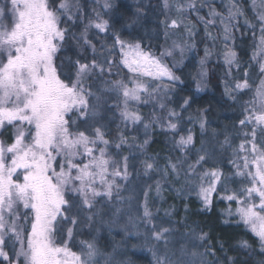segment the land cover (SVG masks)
I'll return each instance as SVG.
<instances>
[{
	"label": "snow or ice",
	"instance_id": "6c2138e0",
	"mask_svg": "<svg viewBox=\"0 0 264 264\" xmlns=\"http://www.w3.org/2000/svg\"><path fill=\"white\" fill-rule=\"evenodd\" d=\"M163 4L166 9L169 8V0H163ZM73 7L70 0H59L55 5H51L49 0H4L3 6H0V129L6 126L13 128L10 144L0 140V264H101V261L103 264H114L111 254L102 253L94 240L80 241L79 253L68 247L67 240L73 237L72 228L66 230L67 240L58 242L57 239L61 232L60 221L70 222L74 226L78 223L76 216L67 214L74 207L87 210L89 215L86 219L91 222L94 216L100 215L98 198L107 202L115 198L123 202L125 198L120 196L121 185L116 180H126L129 175V157L123 156L118 162L108 151L112 144L106 139V126H97V113L89 103L90 97L96 100L99 97L86 86L87 78L94 73L112 74L115 61L111 58H106L103 63L96 59L87 63L76 60L72 62L75 69L73 74L64 71L63 61L59 65L57 63V54L67 40L74 38L69 29L62 26L65 21L72 22L70 13ZM102 7L108 9L111 5L104 0ZM232 7L235 11L230 12V19L234 21L242 13L235 4ZM258 7L261 11L256 17L257 24L264 34V0H259ZM188 8L194 9L195 5L190 3ZM175 9L178 13L185 11L181 3H177ZM211 15L218 14L213 12ZM95 16L96 19L86 26L78 39L95 53L96 46L88 39L87 28H95L104 34L111 33L113 44L111 48L105 46L106 50L109 53L119 52V64L127 68L130 76L127 80L108 81L107 90L119 98L120 103L113 107L120 108L119 114L125 126L142 123L144 118L138 110L130 109V104H140L142 96L153 97L161 91L166 92L167 85L162 87L160 83L165 79L172 83L180 80L161 58L171 57L174 51L183 55L185 48L174 42L172 49H166L158 57L145 51L139 41L123 39L100 13H95ZM6 17L10 19V24L5 23ZM200 19L204 20L203 17ZM204 23L207 27L211 22L204 20ZM244 23L254 27L248 20ZM182 25V20L178 22L172 19L167 27L177 29ZM183 27L188 37L195 35L191 26ZM224 33L226 50L223 59L230 73L233 65L239 68V63L237 53L227 47L232 39L228 25L224 26ZM190 47H194V44ZM258 54L264 59V35L260 37ZM210 55L206 47L205 57L200 60L202 77L207 75L203 65ZM256 55L254 53L253 58ZM260 72L264 75V63L260 65ZM247 75L245 72L244 79L234 83L231 91L225 84V92L231 99H236L233 92L250 88ZM151 82L157 83L153 86ZM196 90H202L199 82ZM181 99L183 103L180 107L186 111L191 107L193 97ZM159 107L163 109L165 106L161 104ZM242 112L243 119L239 120V126H247L251 131L242 133L245 139L233 153L239 163L236 160L232 163L236 168L235 175L245 178L251 186L242 188L239 195L233 192L224 198L238 203L235 214L240 223L254 234L259 252L264 256V80L255 88L253 99L246 102ZM179 118V113L169 110L166 121L168 129L176 130L178 125L173 120ZM77 121L86 126L85 130H79ZM153 121L158 122V118L153 117ZM205 124L206 118L201 112L202 130ZM73 128L77 130L73 131ZM144 128L147 130L149 124L145 123ZM257 129L260 131L259 139ZM127 143V138L121 135L120 143L115 147ZM148 143L149 140L145 139L140 147ZM193 143L190 129L187 136H180L176 141L182 150ZM225 143L229 144L227 138ZM202 161H206L204 155H200L196 163ZM141 163L145 173L156 170L155 157H147ZM165 168V175L167 170L177 176L180 174L179 164L171 160H168ZM185 175H196L193 165H189ZM222 177L219 169L206 171L198 177L211 180L208 188L201 186L206 208L211 203L210 193L215 191V185L221 182ZM222 187L229 191L226 184H222ZM156 190L159 193V182ZM147 195L145 192L143 213L137 219L150 230L151 239L164 246L162 254L153 253L155 264H209L199 257L214 255V251L210 253L206 250L201 254L181 249L178 257L170 252L167 248L168 237L173 230L153 222ZM69 196L74 199L70 201ZM254 198L258 199V203ZM21 207L25 210L23 215L19 211ZM231 211L229 209L230 214ZM120 212L121 209L117 207L112 215L118 217ZM132 221L133 218L129 217V222ZM206 235L203 233L197 239L203 241ZM240 247L248 249L251 245L241 241ZM6 248L10 249L11 255L5 251ZM225 260L228 264H234L230 257H225ZM260 264H264V261Z\"/></svg>",
	"mask_w": 264,
	"mask_h": 264
},
{
	"label": "trees",
	"instance_id": "16d2710c",
	"mask_svg": "<svg viewBox=\"0 0 264 264\" xmlns=\"http://www.w3.org/2000/svg\"><path fill=\"white\" fill-rule=\"evenodd\" d=\"M186 1L194 4L195 8L186 7ZM235 1L169 0L171 8L166 9L163 0H108L111 7L104 9L102 7L104 0H70L74 5L70 13L73 20L65 21L62 26L67 27L74 38L67 40L57 54V63L59 65L63 61L64 71L73 74L75 69L72 62L76 60L87 63L96 59L99 63H103L106 58H111L115 61L112 74L94 73L87 78L86 86L99 97V100L90 97L89 103L97 113L95 117L97 126L100 124L106 126L104 128L106 139L112 144L108 149L111 157L118 162L123 156L129 157L128 172L130 180L136 182L134 186L136 198L133 204L127 199L132 195L127 193L128 190L134 189L131 184L129 189L121 188L120 196L125 198L124 201L118 202L115 198L111 202L101 201L98 206L100 215L94 216L91 222L86 219L88 212L80 211V209L74 212V207L67 214L76 216L78 223L74 226L70 222L60 221L61 232L57 238L58 242L61 239L65 240L66 230L70 227L73 229V237L68 246L77 252L81 251L77 247L80 246L78 241L94 240L102 253L123 255L124 263L131 259L136 264H154L153 253L162 254L164 246L151 239V232L142 221L139 220L135 226L128 223V230L123 234L117 228L118 225L124 226L129 222L125 214L132 210H137L139 217L142 216L140 202L143 200L144 193L147 192L153 222L173 230L168 237L167 248L170 252L176 253L177 257L179 247L183 246L182 249L189 252L195 249L201 254L206 250L210 253L214 251V255L199 257L201 260L208 261L209 264H228L225 257L232 258L234 264H260L264 261L254 234L240 223L238 216L229 213L228 207L231 204L236 206L237 202L228 203L224 198L233 192L239 195L240 190L247 185L245 178L235 175L236 168L232 162L236 160L239 163V161L233 153L245 139L242 133L251 131V128L247 126L244 128L239 126V120L243 119L242 109L246 102L253 99L255 86L257 87L260 81L264 80V75L260 72L259 46L256 41L260 34L257 27L259 25H255L256 5L254 0H239L244 16L254 27L248 24L243 25L242 21L236 23L235 20L231 24L228 15L234 11L231 8ZM58 2L59 0H49L51 5ZM3 3L4 0H0V6H3ZM177 3L184 5L183 13L176 11ZM213 12L218 15H211ZM95 13H100L103 19L108 20L123 39L139 41L145 51L156 56H160L166 49H172L174 42L185 48L183 55L174 51L171 57H162L180 80L172 83L165 79L160 83L162 87L167 85L166 92L161 91L153 97L142 96L140 104H130V109L138 110L144 118L142 123L135 125L129 123L125 126L119 114L120 108L113 107L120 103V100L113 92L107 90L108 81L127 80L130 76L127 68L119 64V52L109 53L106 50L105 46L111 48L113 44L111 33L104 34L95 28H87L88 39L96 46L95 53L78 39L86 26L96 19ZM200 17L211 23L206 27L204 20ZM172 19L178 22L182 20L183 25L191 26L195 35L188 37L183 25L177 29L168 28L167 25ZM5 23L10 24V19L6 17ZM224 24L228 26L236 24L239 28L238 31L233 27L236 29L232 35L234 40L227 44L228 48L232 45L239 63V68L233 65L230 73L223 59V52L226 50L223 39ZM193 44L194 47H190ZM206 47L211 55L207 57L203 65L207 75L202 77L200 60L205 57ZM255 51L257 55L253 58ZM245 72L248 74L250 88L238 93L233 92L232 94L236 97L233 100L226 94L225 84L231 91L234 83L244 79ZM198 82L202 88L200 91L196 90ZM151 83L154 86L157 82ZM188 96L193 97V102L185 111L180 107L183 103L181 98ZM161 104L165 106L163 109L159 107ZM169 110H175L180 114L179 119L173 120L178 125L176 130H170L167 127ZM201 112L206 118L203 130L200 128ZM153 117L158 118V122H154ZM77 123L79 130H85L84 124L79 121ZM145 123L149 124L147 130L144 128ZM189 129L193 134L194 143L182 150L176 141L180 139V136H186ZM12 133L11 126L0 129V140L10 144ZM121 135L127 138L128 143L116 148L115 145L120 143ZM259 136L260 131L257 129L258 139ZM226 138L231 146L225 143ZM145 139H148L149 143L141 148ZM200 155H204L206 161L197 164L196 161ZM147 157H155L156 170L145 173L141 161ZM168 160L179 164V176L171 170H167V175L164 174ZM189 165L194 166L195 176L185 175ZM214 169H219L223 177L215 188L210 206L206 208L196 189L199 183L198 177ZM125 182L128 184L127 181ZM157 182L160 184L159 193L156 190ZM222 184H226L229 191H225ZM68 198L70 201L73 200L71 196ZM117 207L121 209V212L118 217H114L112 213ZM106 208L111 210L110 214L103 216ZM114 220L115 223H113ZM106 224L115 228H110ZM156 230L158 231L159 227ZM203 233L207 234L205 239L203 241L197 239ZM241 241H247L251 248L240 247ZM136 246L143 249L137 250ZM8 252L11 255L10 249ZM111 259L114 261L113 258ZM116 263L114 261V264Z\"/></svg>",
	"mask_w": 264,
	"mask_h": 264
},
{
	"label": "rangeland",
	"instance_id": "374dc122",
	"mask_svg": "<svg viewBox=\"0 0 264 264\" xmlns=\"http://www.w3.org/2000/svg\"><path fill=\"white\" fill-rule=\"evenodd\" d=\"M240 10H241V13H242V15H239V16H237V18L235 19V22L237 23V22H239V21H242V24L243 25H246L247 26V24H245L244 22H245V20H247L246 19V17L244 16L245 15V13L243 12V9L241 8V6H239V0H236L235 1V3H234ZM258 4H259V0H255V5H256V10L254 11V14H255V16L257 17L258 16V14L260 13V11H261V9L258 7ZM188 5H189V2L188 1H186V7H188ZM169 8H171V2L169 3ZM168 8V9H169ZM232 10H234L235 11V9L234 8H231ZM171 10V9H170ZM229 17H230V13H229V15H228ZM232 22H233V20H231V24H232ZM255 25H258L257 24V22H255ZM224 26H225V24H224ZM258 27V29H259V35H258V39L256 40L257 41V43H258V46H259V43H260V37H261V35H264V34H262L261 32H260V28H259V26H257ZM229 28L231 29V33H232V35L236 32V29L239 31V28H237V26H236V24H235V28H233L232 27V25H229ZM234 39H233V36H232V39H231V41H233ZM230 43V42H229ZM182 46V45H181ZM229 48H231L232 49V45H229ZM232 50H234V49H232ZM255 53H256V51H255ZM254 54V53H253ZM159 57V56H158ZM162 59V62L163 63H165V64H167L168 66H169V64L163 59V58H161ZM258 59H259V61H260V65L262 64V63H264V59H261V57L260 56H258ZM258 86H259V84H258ZM255 88H256V86H255ZM253 91H254V93H255V89H253ZM188 135V133L186 134V136ZM208 171H210V170H208ZM129 173V172H128ZM203 174H201L200 176H202ZM120 181H122V182H120ZM125 181H127L128 182V184H126V182ZM116 183L117 184H120L121 185V188H124V189H129V185L131 184L132 185V187L134 188V186H136V182H134V180L132 181V180H130V174L128 175V178L126 179V180H121V179H119V178H117V180H116ZM210 184H211V180H210V178H205V179H203V180H201V179H199V183H198V186H197V190H198V192H199V194H200V196H201V186H203L204 188H208L209 186H210ZM246 187H250L251 185L248 183V181H246ZM219 185V183H217L216 185H215V188L217 187ZM215 191H216V189H215ZM215 191L214 192H211L210 193V201H211V198H212V196H213V194L215 193ZM135 192V188L133 189V190H128V192L127 193H129V194H132L131 196H128V200H130V202H131V204H133V203H135V196H136V193H134ZM229 195H231V193L229 194ZM201 198H202V196H201ZM74 199V198H73ZM144 197H143V200L140 202L141 204H142V206H143V202H144ZM227 200V199H226ZM254 200H255V202L256 203H258V199H255L254 198ZM101 201H103V200H99V198H98V203H97V208H98V206H99V204H100V202ZM228 201V203H231V201H229V200H227ZM105 202V201H104ZM102 204V203H101ZM236 206H234V204H231L228 208L230 209L232 206H234V207H232L231 208V213L232 214H234V215H236L235 214V209L239 206L238 205V203L237 204H235ZM103 206V205H102ZM101 206V207H102ZM134 206V205H133ZM133 206H132V209H133ZM142 208V213H143V207H141ZM102 209V208H101ZM107 210H106V212H105V214L103 215V216H107V215H109L110 214V209L109 208H106ZM79 209L78 208H74L73 209V211L74 212H77ZM81 210H83V211H85V212H88L87 210H84V209H80V211ZM19 211L21 212V214L23 215V213H24V209L21 207L20 209H19ZM69 213H70V211H69ZM29 215H30V213H29ZM126 216V218H127V221H129V217H132L133 218V221L132 222H127V223H125L124 224V226H120V225H118L119 227H117L118 228V230L123 234V233H125V232H127V230H128V226L129 225H127L128 223L131 225V226H135V224H137L138 222H139V220L137 219L138 217H139V214H137V210H132V211H130L129 213H127V214H125ZM237 216V215H236ZM239 218V217H238ZM107 225V224H106ZM108 227H112V228H115V227H113V226H109V225H107ZM68 228H70V227H68ZM65 240H67V235L65 236V238H64ZM69 242H70V240H67V243L69 244ZM78 242H80V241H78ZM69 247V246H68ZM78 248H80L81 249V247L80 246H77ZM183 248V246H180L179 247V252H178V255L180 256V254H181V249ZM133 249V248H132ZM136 249L137 250H142L143 249V247H140V246H136ZM9 249L8 248H6L5 249V251H8ZM73 250V249H72ZM73 251H75V250H73ZM193 251H195V252H197V250H195V249H193ZM75 252H77V251H75ZM80 252V251H79ZM78 252V253H79ZM198 253V252H197ZM105 254H107V253H105ZM111 258H113L114 259V261H115V263L116 262H118V263H116V264H121V262L120 261H122L123 263H124V261H125V259L123 258V255H117L116 253H114V254H111ZM127 256V255H126ZM101 264H103V262L101 261ZM124 264H136V263H134V261H132L131 259H128ZM137 264H139V263H137ZM155 264V263H154Z\"/></svg>",
	"mask_w": 264,
	"mask_h": 264
}]
</instances>
